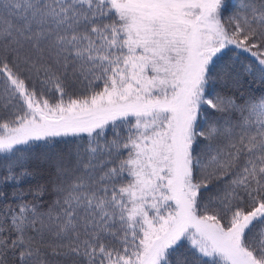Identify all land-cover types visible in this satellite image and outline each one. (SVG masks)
Returning a JSON list of instances; mask_svg holds the SVG:
<instances>
[{
    "label": "snow or ice",
    "instance_id": "obj_1",
    "mask_svg": "<svg viewBox=\"0 0 264 264\" xmlns=\"http://www.w3.org/2000/svg\"><path fill=\"white\" fill-rule=\"evenodd\" d=\"M0 264H264V0H0Z\"/></svg>",
    "mask_w": 264,
    "mask_h": 264
}]
</instances>
